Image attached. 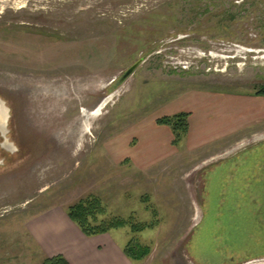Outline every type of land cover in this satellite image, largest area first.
<instances>
[{
  "label": "rangeland",
  "instance_id": "obj_1",
  "mask_svg": "<svg viewBox=\"0 0 264 264\" xmlns=\"http://www.w3.org/2000/svg\"><path fill=\"white\" fill-rule=\"evenodd\" d=\"M261 90L264 0H0V264H41L27 222L89 196L104 219L156 212L110 232L150 247L140 264H264ZM194 92L242 97L246 128L135 167L128 148Z\"/></svg>",
  "mask_w": 264,
  "mask_h": 264
},
{
  "label": "crops",
  "instance_id": "obj_2",
  "mask_svg": "<svg viewBox=\"0 0 264 264\" xmlns=\"http://www.w3.org/2000/svg\"><path fill=\"white\" fill-rule=\"evenodd\" d=\"M241 99L243 98L194 92L184 101L172 105L165 116L180 112L190 113L189 131L184 147L195 153L209 146L220 145L246 128L247 119L242 121L240 116L242 114L240 108L245 105ZM235 107L238 112H231ZM145 128L148 130L141 136L145 141L149 140L148 149L138 154L136 146L128 148L125 156L140 169H145L148 165L158 163L173 154L171 147L173 137L167 127L149 124ZM136 138L139 143L140 137ZM122 157L124 156L115 154L117 159ZM61 208H51L27 222L28 235L39 249L41 264L45 259L58 255L63 256L69 264L142 263L128 260L123 254L125 245L118 243L111 234L84 236Z\"/></svg>",
  "mask_w": 264,
  "mask_h": 264
},
{
  "label": "trees",
  "instance_id": "obj_3",
  "mask_svg": "<svg viewBox=\"0 0 264 264\" xmlns=\"http://www.w3.org/2000/svg\"><path fill=\"white\" fill-rule=\"evenodd\" d=\"M257 96H264V90H261L257 93ZM190 113L180 112L171 116H164L158 118L155 121L157 126L167 127L172 133V142L171 145L174 148H178L186 139L189 131V119ZM246 157H251L256 162L260 156L259 155H243V159ZM250 168V167H249ZM228 171L223 169V172H219L222 176L224 172ZM248 172H240V180L246 181ZM261 182V181H260ZM250 184L253 186V181H250ZM260 184V183H259ZM250 186V185H249ZM250 186V187H252ZM146 200H143L145 203ZM147 211H150L153 216V221L149 223H140L134 220L133 217L128 219H123L120 217H112L109 219H104L105 208L102 205L101 201L96 197H86L77 203L69 206L66 209V215L68 219L80 230V232L86 237H96L100 235L110 234L111 231H117L121 229L128 228L130 233L138 234L144 231L153 230L158 226L159 222L157 220V214L151 207H146ZM150 247L140 244L134 239L130 240L125 247L123 248L124 256L131 262L137 263L141 262L150 254ZM42 264H69L66 259L61 256H54L51 258L45 259Z\"/></svg>",
  "mask_w": 264,
  "mask_h": 264
},
{
  "label": "flooded vegetation",
  "instance_id": "obj_4",
  "mask_svg": "<svg viewBox=\"0 0 264 264\" xmlns=\"http://www.w3.org/2000/svg\"><path fill=\"white\" fill-rule=\"evenodd\" d=\"M7 116H6V109L0 101V153L7 155L10 154V151H7L6 139L7 133ZM202 190V189H201Z\"/></svg>",
  "mask_w": 264,
  "mask_h": 264
},
{
  "label": "water",
  "instance_id": "obj_5",
  "mask_svg": "<svg viewBox=\"0 0 264 264\" xmlns=\"http://www.w3.org/2000/svg\"><path fill=\"white\" fill-rule=\"evenodd\" d=\"M140 62H137L135 64H133L122 76L121 78L118 80V83L121 84L123 83L125 80H127L132 74L133 72L137 69V67L139 66Z\"/></svg>",
  "mask_w": 264,
  "mask_h": 264
}]
</instances>
